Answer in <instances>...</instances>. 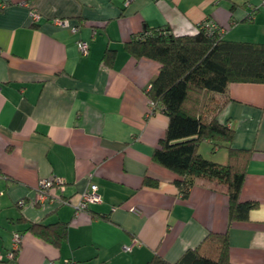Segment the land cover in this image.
<instances>
[{
	"label": "crops",
	"instance_id": "crops-1",
	"mask_svg": "<svg viewBox=\"0 0 264 264\" xmlns=\"http://www.w3.org/2000/svg\"><path fill=\"white\" fill-rule=\"evenodd\" d=\"M0 4V264H146L155 254L175 262L210 231L226 230L231 264H264V83H231L213 94L218 119L235 129L232 145L253 150L241 199L259 207L229 225L226 174L217 166L227 162V148L201 144L216 165H194L195 183L183 197L175 174L152 158L168 124L162 110L148 113L160 65L125 48L147 27L191 34L204 20L228 39L264 42L263 0ZM32 10L40 13L36 21ZM58 17L68 25H56ZM80 41H88L87 54ZM108 48L116 50L111 65L103 61ZM51 177L64 178V187L40 198L41 180ZM145 177L159 184L145 185ZM91 183L101 201L76 211ZM56 222L67 223L59 245L29 229ZM14 232L22 241L8 258Z\"/></svg>",
	"mask_w": 264,
	"mask_h": 264
},
{
	"label": "trees",
	"instance_id": "trees-1",
	"mask_svg": "<svg viewBox=\"0 0 264 264\" xmlns=\"http://www.w3.org/2000/svg\"><path fill=\"white\" fill-rule=\"evenodd\" d=\"M256 9L246 19L251 20ZM125 48L138 59L150 58L160 65L148 96L155 109L166 113L168 124L153 151V160L175 174L174 183L186 197L195 183L192 167L203 163L216 165L200 153L201 144L209 141L213 152L226 147L228 160L217 166L226 174L228 223L249 220L259 203L242 200L241 193L253 150L232 145L235 129L231 123L218 119L213 94L225 93L231 83H264V42L228 39L216 22L204 20L191 34H175L170 26L147 27L127 41ZM115 55L116 50L108 48L103 61L111 65ZM144 184L157 186L159 182L145 177ZM66 225L32 223L29 229L59 245L66 238ZM146 264H231L229 233L210 231L177 261L169 262L155 254Z\"/></svg>",
	"mask_w": 264,
	"mask_h": 264
},
{
	"label": "built area",
	"instance_id": "built-area-1",
	"mask_svg": "<svg viewBox=\"0 0 264 264\" xmlns=\"http://www.w3.org/2000/svg\"><path fill=\"white\" fill-rule=\"evenodd\" d=\"M264 3V0H263ZM6 4H0V8L5 6ZM31 16L33 20H38L40 18V13L37 10H32L31 11ZM54 23L59 26H66L68 25V21L66 18H55ZM206 25H211L213 27H216L217 25L215 23L209 24V22H206ZM72 31L76 32L78 30L77 26L71 27ZM79 49L82 54H87L89 50V43L88 41H80L79 42ZM155 110V103L150 99V106H149V112L151 113L152 111ZM66 181L62 177H51V178H45L42 179L40 182V187H39V196L40 198H44L48 196L49 191L53 186H58V187H64ZM101 201V195L98 192V185L96 183H91L90 186L80 194V197L78 201L75 204V209L76 211H83L86 210L91 203H97ZM22 241V234L20 232H14L13 234V239H12V247L11 250L8 254V258H13L17 251L20 248V244ZM136 241V240H135ZM131 246L128 245L126 246V249H130ZM53 264V263H50ZM65 264H78L76 261L73 259H67Z\"/></svg>",
	"mask_w": 264,
	"mask_h": 264
},
{
	"label": "rangeland",
	"instance_id": "rangeland-1",
	"mask_svg": "<svg viewBox=\"0 0 264 264\" xmlns=\"http://www.w3.org/2000/svg\"><path fill=\"white\" fill-rule=\"evenodd\" d=\"M236 2H238V4L240 3V4H242V6L244 5V4H246V2H248V0H235ZM252 1H256V2H259V0H252Z\"/></svg>",
	"mask_w": 264,
	"mask_h": 264
}]
</instances>
